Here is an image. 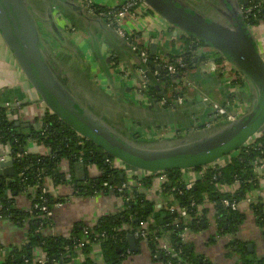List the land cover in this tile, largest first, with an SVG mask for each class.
<instances>
[{
    "label": "water",
    "instance_id": "95a60500",
    "mask_svg": "<svg viewBox=\"0 0 264 264\" xmlns=\"http://www.w3.org/2000/svg\"><path fill=\"white\" fill-rule=\"evenodd\" d=\"M143 1L153 12L176 27L181 35L194 37L205 43L236 69L249 89L246 97L240 85L234 86L239 87V91L231 89L236 100L240 104H245L241 113L231 120H220L201 127L207 118H202L200 108L195 111L196 113L190 114L192 123L186 133L167 138L163 136L160 139H146L140 134L139 138L133 139L125 132L121 133L113 128L115 113L103 111V104L100 106L94 97H90L88 103L83 102L76 95L70 78H66L70 75L68 68L74 63L68 62L72 55L62 43L72 41L68 38L64 26L60 24L58 13L86 33L90 38L89 45L95 57L100 58L99 60L109 61L112 64L113 54L110 50H105L103 45L116 48L118 56L121 53L129 55L125 58L128 61L125 65L123 59L114 62L117 69L114 74L117 78L129 79L132 82L131 88L129 86L127 88L133 89L134 97L137 95L135 88L138 85L134 82L139 80L138 69L144 68V65L125 38L119 36L102 18L88 12L77 0H0V37L38 95L39 104L69 125L81 137L91 140L102 151L112 155L115 160L125 165L126 169L160 173L168 169L188 171L213 164L243 147L252 137L264 130V56L242 18L240 4H247L248 0H206L204 2L206 6L209 3L213 4L211 9L216 13L215 17L206 15L201 9L194 8L182 0ZM87 36L84 38L87 39ZM49 37L57 43L55 49L50 44ZM148 48L151 56L159 55L158 48L167 49L158 46L157 39L149 43ZM200 52L201 50L193 56L194 63L202 56ZM207 64L208 62L196 68L195 73L200 75L213 73L209 71ZM120 65L123 67L121 68ZM126 65L127 69L124 68ZM147 66L163 73L160 65L156 66L148 62ZM151 69L146 71L149 85L159 89L158 75H153ZM178 76L174 78L177 79ZM93 85L97 94L105 99L104 101L116 99L117 96L111 98L112 93L106 87L103 88L98 81ZM128 89L126 90L129 92ZM140 97L147 100L151 98L149 95H140ZM169 99L171 100L172 97ZM209 102L220 105L225 103L210 98ZM123 103L136 110L133 111L134 114L123 112L125 114L123 118H128L132 123L150 119L154 122L151 124L159 126L170 122L167 121L169 120L167 116L178 111L180 102L173 101L172 106L167 109L150 102L147 104L148 114L142 112L144 103L141 100L135 105L133 99L127 97ZM239 107L240 105L237 108ZM159 116L162 119L161 123L158 122ZM33 122V119L17 120L15 124L28 127ZM119 123L122 124L121 121ZM140 124L144 125L143 122ZM198 127L201 128L196 129ZM73 167L76 179L84 181V163L78 161ZM0 175L6 178L14 177L12 159L0 161ZM122 177L123 173L120 174V178ZM109 193L112 194L113 191ZM127 241L130 251H135L136 239L132 234L127 235ZM247 246L250 250L251 246Z\"/></svg>",
    "mask_w": 264,
    "mask_h": 264
},
{
    "label": "trees",
    "instance_id": "16d2710c",
    "mask_svg": "<svg viewBox=\"0 0 264 264\" xmlns=\"http://www.w3.org/2000/svg\"><path fill=\"white\" fill-rule=\"evenodd\" d=\"M256 3L264 8V0H249L248 6ZM98 8L105 9V6L98 5ZM262 19L263 17H257L252 20V24H257ZM180 40L183 44L181 52L169 56L170 62L176 56L183 57L185 66L181 67L178 73L186 71L193 63L192 49L206 45L194 37L185 35H181ZM189 45H192L191 49L188 48ZM153 57L149 56L150 59ZM68 62L70 63V60ZM75 65L77 66V63ZM77 71L80 69L77 68ZM162 76V73L158 74L157 83ZM90 85L95 89L93 82ZM147 93L152 97H161L158 89L151 85L148 86ZM97 96L101 95L95 91L89 97ZM79 98L84 101L85 97L79 96ZM17 120L7 117L5 106L0 105V144L4 147L9 146L15 171L12 178L0 175V218L11 219L18 226H27V241L18 246H10L5 255L0 253V264H36L33 263L35 247H39L45 255V264H53L58 260L63 264H97L90 256L91 246L78 247V239L83 237L98 243L105 264H121L129 248L127 235L137 230L140 223L150 217H154L155 223L147 228L145 243L152 258L160 257L163 262L170 261L172 264H214L202 255H197L193 245L186 243L181 237L184 227L196 233L202 229L203 224H207V214L210 209L209 204L205 205L204 197L213 202L210 207L213 208L216 230L210 239L231 236L225 243L226 257L235 258L233 264H264V255L257 256L248 252L244 243L235 237L238 228L245 220L244 212L239 209L231 210L222 203L225 198L241 199L249 190L258 186L254 167L262 159L264 160V130L252 137L243 147L225 156L222 164L193 168L197 176L189 188L185 186L182 169L160 172L165 176L159 190L163 200L161 207H157L153 198L147 196L154 177L159 175L157 173L136 178L135 185L130 188L121 191L115 188V195L128 197L124 207L101 215L91 226L82 221L74 223L70 231L74 236L71 237L49 232L52 219L41 217V212L38 210L29 211L18 207L15 196L34 187V202L40 203L44 198L45 203L52 208L56 201H63V197L54 198L50 193L41 191L45 177L52 178L54 183L66 181L65 174L59 169L63 160L69 165L68 172L75 183L73 192L78 196L109 193L110 188L104 186V182L109 184V181H112V186H119L126 181V177L123 174L120 178L121 171L111 166L110 161L114 159L112 155L102 151L91 140L80 138L77 132L51 112L46 111L42 116L35 117L34 122L28 127L16 125ZM29 142L43 146L46 152H27L26 146ZM78 161H82L85 165H95L99 175L89 178L84 183L75 181L73 166ZM234 184H237V188L233 191H222L219 188ZM174 204L186 210L185 217L175 211L170 212L169 209ZM249 208L264 239V203L257 199L250 203ZM84 228H87L86 234L83 232ZM163 233L168 235L173 249L169 255L158 251V243L153 237ZM140 240L138 239V243ZM80 254L84 256L83 259L74 261Z\"/></svg>",
    "mask_w": 264,
    "mask_h": 264
},
{
    "label": "crops",
    "instance_id": "0c3cea01",
    "mask_svg": "<svg viewBox=\"0 0 264 264\" xmlns=\"http://www.w3.org/2000/svg\"><path fill=\"white\" fill-rule=\"evenodd\" d=\"M121 1L122 0H95L98 5H112L115 2L117 4ZM123 23L128 30H132L137 27V30L140 31L138 33L142 35L141 41L144 43L149 44L153 40L157 39L158 46L167 48L166 50L158 48L157 51L160 52L159 55H177L183 49V44L180 40L181 33L179 32L180 34H178L177 28L150 9H148L142 17L136 18L132 15L126 17ZM60 24L62 25L63 23L60 22ZM142 29L144 31H142ZM251 32L253 34L256 46L264 56V21H260L255 24L252 27ZM82 37H79L81 42L76 43L80 47L83 55L86 56L88 63H90L89 66L90 69L92 68V73L95 76L94 79L98 81L103 88H108L109 92L111 91L110 93H115L120 96L123 93V100H126L127 97L133 99V103L136 105L137 101L132 93L133 89L129 90L127 88V86L130 87V85H132V82H130L129 79L123 80L119 76V78H117L114 74V72L116 73L117 71L115 66H109V61H104L102 59L99 60L100 58H96L92 48L89 45V42H87V40H83ZM103 48L107 51L110 50L113 53L117 52L116 48H113V46L111 47L109 45H103ZM208 53L210 57L216 56V52L209 51ZM128 56L129 55H125V53L120 54L121 59H123L125 62H128L125 60V58ZM120 67L122 68L121 65ZM124 68L127 69V65L124 66ZM236 75L240 77L236 69L230 63H224L219 70H216L211 74L200 75L195 73L193 70L190 71L187 78V80L190 81V85L186 89L187 95L185 102L190 105H195L196 101H199L201 96L204 95L210 99H214L219 103H223V101H226L225 91L231 92V89H237V91H239L240 88L234 87L235 85H240L242 87L244 96L246 97L249 93V89L243 80H241V83H236L233 81ZM31 88L32 87L26 80L22 71L17 66L10 50L0 37V105L11 103L16 100L20 101L22 106L16 115L18 120L30 121L37 116H42L41 111L43 106L39 104L40 102L38 98H30L31 94L29 91H31ZM126 89H128L130 93ZM237 105H240V109H244L245 107V104H240L238 102ZM193 109L194 111L191 112L190 110L182 111V109L179 110L178 108L177 112L167 116V119H169L170 122L168 123L169 125L165 124V126L167 125L168 129H166L162 135L159 133L156 134L153 131H147L144 132L145 134L143 137L146 139H160L163 136L167 138L186 133L192 123L190 120L192 115L190 116V114H194L193 112L198 110L195 109V107ZM143 111L144 113L148 114L146 110ZM200 113L202 114L203 119L205 117L207 118L201 127H205L206 124L212 123L215 119V114L213 115V112L209 111L207 107H201ZM180 117L187 123L183 124ZM158 122L161 123L160 121ZM153 126L157 125L154 124ZM5 149L6 147L0 144V154L4 153ZM26 151L30 153H45L46 149L41 145L29 142L26 146ZM59 169L65 174L69 169L68 163L64 160L61 161ZM184 172L186 177H189L193 174L192 170ZM254 174L258 186L264 193V165L255 167ZM98 175L99 171L95 165H90L89 169L87 167L84 168L85 179L88 177H96ZM73 178L78 182L74 170ZM49 182L51 183L49 184L48 190L54 196V198L63 197L64 199L62 206L54 207L52 209V225L48 230L49 232L63 234L66 236L71 231V227L74 225V223L82 221L91 226L95 224L101 215L115 212L121 208V201L114 193H97L91 196H78L72 194V189L66 181L54 183L52 178H50ZM258 186L255 188V191L257 190ZM30 191L28 190L25 191V193L15 196V203L18 207L22 209H28L30 207L33 194V191L32 193H30ZM147 192V196L149 198H153L157 207L159 204H162L163 200L158 189L152 188ZM210 206L211 204L208 206L210 211L207 214V224H203L200 231L194 234L191 233L189 242L193 245L194 252L197 255H202L206 259L211 260V262L214 264H233L235 258L226 257L227 251L225 249L226 240L230 239V237L224 236L222 238H215V240L210 239V236L213 235L216 230L215 222L213 220V208ZM249 209H246L244 212L246 215L245 220L238 228L235 237L240 242L244 243L247 249V245L251 246L250 250L248 249V252L257 256H262L264 255V239ZM26 241L27 226H18L12 222L11 219L0 218L1 255H5L10 246H18L24 244ZM33 252L34 255H41V249L39 247L33 248ZM130 252L131 253L122 260L121 264H163V261L160 257H158V259L151 257V253L149 252L148 247L143 240H140L138 243V239H136V250H131ZM90 254L97 264H105L102 261L100 247L98 244H94L91 247Z\"/></svg>",
    "mask_w": 264,
    "mask_h": 264
},
{
    "label": "built area",
    "instance_id": "2783aa9c",
    "mask_svg": "<svg viewBox=\"0 0 264 264\" xmlns=\"http://www.w3.org/2000/svg\"><path fill=\"white\" fill-rule=\"evenodd\" d=\"M77 1L80 4H82L87 9L88 12H90L91 14H94V15L102 18L104 21H106L107 24L110 27H112L117 32V34L119 36L125 38L128 41L131 48L134 50V47H136L137 45L135 46L136 43H135L134 39L131 38V36L133 35L134 31H138L137 27L132 29V30H130V29L128 30L125 27L123 21L126 17H128L130 15L135 16L136 18L142 17L145 14V12L148 9H150V7L143 0H122L120 3H117V4L115 2L112 5H110V4L104 5L105 9L98 8V4L95 2V0H77ZM248 2H249V0H248ZM248 2H247V4H241V11H242L243 21L248 26V28L251 30L252 27L255 25V24H252V20L256 19L257 17H263V19L260 21H264V8H262L258 3L248 6ZM99 6H102V5H99ZM145 30H148V29H145ZM142 31H144V30L142 29ZM197 47L192 49V55L193 56L195 55L194 52H196ZM137 48H138V55L141 59L142 64L144 65V68L138 69L139 82L137 84L138 85L137 89H138V92L140 94H143L144 96H146V95H149L146 92L148 89V86H149V80H148V76L146 74V71H147V69H150L147 66V63L152 62V63L156 64L160 60L163 59V56L162 55H153L154 57L152 59H150L149 58L150 49L148 47H137ZM188 48L191 49L192 45H189ZM172 60L173 61L170 62V58H168L164 63L162 62L163 67L166 70V72L169 75H179V77L182 80L184 79L187 81V83H188L187 85H190V81H188L186 79L185 72L178 73L179 70L181 69V67L184 66L183 57L182 56H176V57L172 58ZM151 72L153 75L159 74V72L156 69L155 70L151 69ZM177 101L180 102L179 99ZM2 106H5V108H6V116L7 117H9L10 119H17L16 115H17L18 111H20V108L22 105H21L20 101L16 100V101H13L11 103H6ZM213 106L215 108V113L218 117H220V120H231L236 115L241 113V111H243V108H241L242 110L240 108L238 109L237 107L234 108L233 100H230V99H227L225 101V103L221 104V105L214 103ZM45 111H47V110L45 109ZM209 125L210 124H207L206 126H209ZM79 137L81 138L80 135H79ZM5 147H6V149H5L4 153L0 154V161L6 160V159H12L10 156L9 146L6 145ZM222 163H223V159H220L213 164L216 165V164H222ZM110 164L113 168L119 169L121 171V173H123L126 177V181L123 182L119 186H112L111 185L112 181H109V184L107 182L103 183V185L108 186L110 188V191H113V193H114L115 188L118 191H121L124 188H130V187L135 185V183L137 181L136 178L138 179V178H141L145 175L152 174V173L143 172V171H132V170L126 169L125 165L121 164L119 161H117L115 159L111 160ZM262 165H264L263 159L261 160V162L256 164L255 167L262 166ZM85 167H87L89 169L90 165H85ZM192 172H193L192 175H190L189 177H186L185 172L183 171L184 179H185V186L187 188H189L193 185L194 180L197 176L196 172H194L193 170H192ZM157 174H159V175L154 177L153 185L149 190H151L152 188H156V189L160 190L161 184L165 180V176L163 174H160V173H157ZM65 177H66V182L70 185V187L72 189V194L75 195L73 192V187L75 186V183L72 181V176L68 171H66ZM89 178H93V177H88L84 181H78V182L84 183ZM49 181H50V177L44 178L43 186L41 188V191L43 193H50L48 190V187H49V184L51 182H49ZM219 188L222 191H233L235 188H237V184H234L231 186H221ZM28 190L29 191L31 190L30 193H32V191H33L31 205L28 208V210L30 211L31 209H35V210L40 211L41 217L51 218L52 209L54 207H60L64 203V201H56L53 204L52 208H50L45 203V199L42 197H41L42 201L40 203L33 201L34 194H35V188L34 187L28 188ZM28 190H26V191H28ZM117 196L119 197V199L121 201V208L120 209H122L124 207V203L128 200V197H124L123 195H117ZM257 199H259L262 203H264V193L259 186H258L256 191H255V188L249 190L245 194V196L241 199H237L235 197L225 198L222 200V203H223V205L230 208L231 210L239 209L240 211L245 212L246 209H249L250 203L256 201ZM204 200L206 203L205 205H207L208 203L211 205L213 204V202H210L207 200V197H204ZM161 205L162 204H159L158 207H161ZM169 210H170V212L175 211L176 213H178L182 217L186 216V210L184 208L177 207L176 204L172 205V207H170ZM154 223H155L154 217H150L147 221H142L140 223L138 229L133 231L130 234H132L135 239H141V240L145 241V239H147V228ZM122 229H124V228L122 227ZM83 232L86 234L87 228H84ZM191 233L192 232H190L189 228L184 227L183 233H181V237H182L183 241H185L186 243H190L189 237H190ZM152 234H154V232H152ZM67 236L73 237L74 235L71 234V232H69ZM226 236H228V235H226ZM153 237L158 243V249H159L158 251L159 252H164L165 255H169L170 253L173 252V249L170 246V241H169L167 234L163 233L160 236L154 235ZM229 237H231V236H229ZM94 244H98V243H93L89 238H85V237L79 238L78 243H77L78 247H84V246H91L92 247ZM130 253H131L130 249L128 248L126 250V255H128ZM90 256L92 257V255H90ZM83 257L84 256L80 254L74 261H80L83 259ZM33 261H34L33 263H36V264H45V262H46L45 255H43L42 252H41V255H33ZM53 264H63V263L60 260H58V261H55ZM163 264H172V263L170 261H165V262H163Z\"/></svg>",
    "mask_w": 264,
    "mask_h": 264
},
{
    "label": "flooded vegetation",
    "instance_id": "af4514ba",
    "mask_svg": "<svg viewBox=\"0 0 264 264\" xmlns=\"http://www.w3.org/2000/svg\"><path fill=\"white\" fill-rule=\"evenodd\" d=\"M182 1H184V2L186 1V3L190 4V6H193L194 8L201 9L208 16H214V17L216 16V13L211 9V5H213V4L209 3V5L206 6L205 3H204L206 0H182ZM240 6H241V4H240ZM57 17L63 23L62 26H64V29L66 31V34L68 35V38H71V41H72V42H69V41L68 42H64V43H62V46L63 45L66 46L68 48L67 52L72 55L70 63H72L73 61L75 63H77V66L74 63L72 65V67L68 68V71H69L70 75L66 74V75H68V77H66V78H70V82L75 87L74 91H75L76 95L78 97L81 96L82 98L85 97L83 99L84 100L83 102L88 103V100H89L90 97L87 98V96L88 95L90 96V95L94 94L95 91H96L95 89L92 88V86L90 84H92V82L96 83L97 81L94 79L95 77L93 76V73H92L93 71L91 70L92 68L90 69V66H89L90 63H88V61L86 60V56L83 55V53L80 50V47L76 43V42H78V43L81 42L79 40V37L87 36V35L81 29H79L76 26L72 25L70 23V21L66 17L61 16L60 13H58ZM138 32H140V31L134 32L133 35L131 36V38L134 39V41L136 43L135 46L137 45L136 47H134V51H135V54L137 55V58H139V60L141 62V59H140V57L138 55V48L137 47H148V44H146L143 41H141L142 35L140 33H138ZM82 38H83V40H85V41L87 40V42H90V38L88 36H87V39L84 38V37H82ZM49 42L53 46V48L55 49L57 43L50 37H49ZM199 50H201L200 53H202V56L200 58L198 57L196 59L195 63H194V61H192L193 63L191 64L190 68L187 69L186 71H184L187 77H188L190 71H192V70L195 71L196 68H200V66L203 65L206 62H208L207 65L209 67V71L210 72H214L216 70H219L221 65H223L224 63L229 64V62L224 57L221 58L217 53H216L215 57H210L208 52L209 51H213V50H211L210 47L208 48V45L198 46L197 49H196V52H194V53H197ZM112 54H113L112 61H111L112 64L110 63L109 66L110 65L111 66H115L114 62L116 60L120 61V59H121V57L118 56L116 52H114V53L112 52ZM205 57L207 59H209V60L207 61V59H205ZM168 58H169V56L163 55V59L155 64L156 66L160 65L161 69H162V72H163L162 73L163 74L162 79H160L159 82H158L159 83V87H160L158 89V94L161 95V97L157 98V97H154V96L152 97L151 95H149L151 97V98H149V100H147L146 98H141L140 95H143V94H140L138 92V89L135 88V91H137V95L139 96V97L137 95L135 96L136 101L138 102L139 100H141L144 103L143 104V106H144L143 109L147 110V107H148L147 104H150V102L153 105L155 104V106L158 105V106L163 107L164 109H167V108H170L172 106L171 104L173 103V101L179 99L180 100V103L178 104L179 110H181V109H182V111L190 110L192 112V111H194V109H193L194 107H195V109H199L201 107L207 106L208 110L212 111L213 115L215 114V116H214L215 119L213 120L212 123L219 121L220 117H218L216 115V113H215V108L213 106L214 103L210 104L209 98L207 96H204V95L201 96L202 98H200L199 101H196L195 105H192V104L190 105L187 102H185L186 89L188 88L189 85H187L188 83H187L186 80L180 79L179 76L177 77V79H175L174 77L177 76V75H169L166 72V70L163 67V63ZM192 58H193V55L191 56V59ZM125 63L126 62L123 60V64L124 65H125ZM193 65H194V67H193ZM156 66H155V68H156ZM77 68H79L80 71H77ZM241 80H242L241 77H238L236 75V77H234L233 81L236 82V83H241ZM138 82H139V80L138 81L136 80V82H134V84L137 85ZM107 89H105V90L107 91ZM226 90H227V88H226ZM161 92H162V94H161ZM114 94L115 93H112L111 98L114 99L115 95L117 97H116L115 100L112 99L113 101H109V100L104 101L105 99H102V97H99V96L96 97V101H98V103H100V106H102V104H103V106H102L103 111H105V112L109 111L108 113H112V112L115 113L114 115L116 117L113 120V123H112L113 125L112 124L111 125H112L113 128H116L119 132H121V133L125 132V134L127 136L133 137V139H137V138L140 137V135H144L145 134L144 132H147V131L148 132L153 131L156 134L159 133V134L162 135L164 133V131L166 129H168L167 125L165 126V124L159 125V126H153L154 124H151L153 122V120L150 121V119H148V120L147 119H143V121H141V122H143L144 125L139 124V123H141L140 121H139V123L138 122H133L131 125L129 123H127V122H125V124H123L122 120L125 121V120L128 119V118H126V119L123 118V116L125 115L123 112H125V113H130L131 112V113L134 114L133 111H136V110L134 108L129 107L125 103H123V101H124L123 100V93H122L121 96L117 95V94L114 95ZM225 94H226V100L227 99L233 100L234 108L237 107L238 106L237 105L238 101L236 100L235 94H233L230 91H227V92L225 91ZM168 96L172 97V99L170 100L169 99L170 97H168ZM239 96H240V94H239ZM238 103H240V102H238ZM94 113H95V111H94ZM160 120H162V119L159 116V120L158 121H160ZM120 121L122 122V124L119 123ZM167 121H169V120H167ZM181 121L183 122V124L187 123L182 118H181ZM212 123H209V124H212ZM148 124H150V125H148ZM153 132H151V133H153Z\"/></svg>",
    "mask_w": 264,
    "mask_h": 264
},
{
    "label": "rangeland",
    "instance_id": "374dc122",
    "mask_svg": "<svg viewBox=\"0 0 264 264\" xmlns=\"http://www.w3.org/2000/svg\"><path fill=\"white\" fill-rule=\"evenodd\" d=\"M177 31H178V34H180L179 32V30L177 29ZM94 76V75H93ZM95 77V76H94ZM29 93L31 94V97L30 98H32V97H36V98H38V95L36 94V92L31 88V91H29ZM33 95V96H32ZM29 98V99H30ZM142 98H144V97H142ZM43 109H42V111H41V114L43 115L46 111H45V107H42ZM239 109V108H238ZM242 110V109H241ZM126 119V118H125ZM125 122H127V123H129L130 125L132 124V122L129 120V119H127V120H123V123L125 124ZM140 124V123H139ZM138 124V125H139ZM144 124V123H143ZM192 234H194L193 232H192ZM100 264H102V263H100Z\"/></svg>",
    "mask_w": 264,
    "mask_h": 264
}]
</instances>
